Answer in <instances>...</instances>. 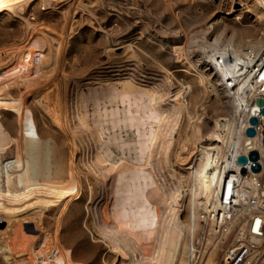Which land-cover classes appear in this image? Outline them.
Returning <instances> with one entry per match:
<instances>
[{"label":"rangeland","instance_id":"1","mask_svg":"<svg viewBox=\"0 0 264 264\" xmlns=\"http://www.w3.org/2000/svg\"><path fill=\"white\" fill-rule=\"evenodd\" d=\"M74 2L53 3L45 10L38 0L25 15L38 30L62 40L64 72L73 78L101 79L109 70L106 52L113 48L121 53V46L132 44L147 68L167 69L177 86H192L190 111L207 113L202 125L206 138L215 121L231 112L208 53L212 46L219 50L232 41L244 50L264 29L247 12L251 0H107V5L91 10ZM32 33L18 15L0 14V53L27 44ZM176 47L183 48L182 61ZM43 89L57 92L53 78ZM11 95L19 106L0 91V264H123L96 232L90 203L99 197L98 184L85 174L83 153L64 123L25 87L11 88ZM189 125L186 119L182 140ZM112 132L114 155H121L127 144ZM180 151L177 146L174 160ZM185 168H180L183 175L189 174ZM15 175L23 183L14 184ZM132 194L127 206L133 211L145 208L144 221H152L155 208L147 206L143 190ZM190 210L183 214L186 220ZM203 237L201 232L198 242ZM233 241L234 236L224 245L218 264Z\"/></svg>","mask_w":264,"mask_h":264},{"label":"bare ground","instance_id":"2","mask_svg":"<svg viewBox=\"0 0 264 264\" xmlns=\"http://www.w3.org/2000/svg\"><path fill=\"white\" fill-rule=\"evenodd\" d=\"M36 1L0 0V14H16L33 30L27 44L0 53V68L4 66L0 72V91L19 106L11 88L23 86L64 123L83 153L85 174L98 184L99 197L90 203V213L103 243L121 257L123 264H218L230 237L218 236L212 224L198 242L202 228L196 209L201 208V198H211L220 179L221 170L213 165L214 148H208L211 145L208 142L219 138L221 119L215 121L214 130L206 138L202 125L207 113L204 109L195 115L190 111L192 86H177L167 69L147 68L132 44L121 46V53L113 48L106 52L109 70L101 79H95L97 75L89 79L66 74L62 40L38 30L25 17ZM40 1L46 10L53 3L59 5L69 0ZM74 3L91 10L107 5V0ZM251 3L247 12L264 25V0ZM230 44L227 47L237 57L248 49L262 51L264 29L260 37L247 42L249 47L244 50L233 41ZM212 48L208 57L216 65L221 49ZM175 53L181 59L183 48L176 47ZM50 78L57 85L53 94L43 89ZM90 80H96L97 86L90 84ZM232 108L230 113H235L234 105ZM217 112L216 109L214 113ZM186 119L190 125L182 140ZM112 131L127 144L120 150L121 155H114ZM28 141L29 129L26 146ZM177 146L181 151L174 160ZM186 166L184 170L189 174L183 175L180 168ZM21 183V177L15 175L14 184ZM138 189L143 190L147 206L155 208L150 222L144 221L145 208L133 211L131 205L127 206L131 194ZM187 207L194 210L188 220L183 217Z\"/></svg>","mask_w":264,"mask_h":264},{"label":"built area","instance_id":"3","mask_svg":"<svg viewBox=\"0 0 264 264\" xmlns=\"http://www.w3.org/2000/svg\"><path fill=\"white\" fill-rule=\"evenodd\" d=\"M216 60V65L210 64L219 79L218 89L236 112L220 118L219 138L208 142V148H214L213 165L221 173L211 198L199 200L200 233L205 235L213 224L218 236H234L222 264H264V106L257 104L264 100V49H248L237 57L226 47ZM256 108L260 110L255 116L258 124L252 126ZM250 128L256 132L254 137L247 135ZM252 152L259 154V173L253 172L250 159L244 166L238 163L241 156L249 158Z\"/></svg>","mask_w":264,"mask_h":264},{"label":"water","instance_id":"4","mask_svg":"<svg viewBox=\"0 0 264 264\" xmlns=\"http://www.w3.org/2000/svg\"><path fill=\"white\" fill-rule=\"evenodd\" d=\"M259 106H264V100H260V101H258V103H257ZM253 115H254V117H252L251 119H250V124L252 125V126H256L257 124H258V119L255 117L256 115H258L259 113H260V110L258 109V108H256V109H254L253 110ZM261 113L264 115V109L261 111ZM255 134H256V132H255V130L253 129V128H250V129H248V131H247V135L249 136V137H254L255 136ZM251 160V161H253L254 162V166H253V172H255V173H259L260 171H261V166L259 165V163H258V159H259V154L257 153V152H252V153H250V155H249V158H247V157H245V156H241L239 159H238V163L240 164V165H246L247 163H248V160Z\"/></svg>","mask_w":264,"mask_h":264}]
</instances>
